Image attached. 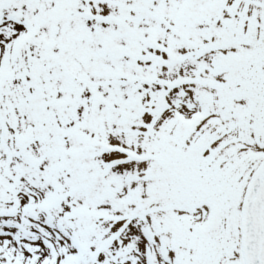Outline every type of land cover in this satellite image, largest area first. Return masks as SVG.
Here are the masks:
<instances>
[{
  "label": "snow or ice",
  "instance_id": "snow-or-ice-1",
  "mask_svg": "<svg viewBox=\"0 0 264 264\" xmlns=\"http://www.w3.org/2000/svg\"><path fill=\"white\" fill-rule=\"evenodd\" d=\"M0 264H264V0H0Z\"/></svg>",
  "mask_w": 264,
  "mask_h": 264
}]
</instances>
